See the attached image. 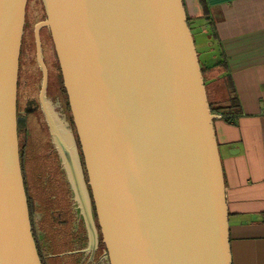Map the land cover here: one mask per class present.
Here are the masks:
<instances>
[{"label":"water","instance_id":"obj_1","mask_svg":"<svg viewBox=\"0 0 264 264\" xmlns=\"http://www.w3.org/2000/svg\"><path fill=\"white\" fill-rule=\"evenodd\" d=\"M42 1L46 18L34 26L40 106L45 113L39 35L46 28L108 263L230 264L213 129L220 116L210 109L183 1ZM26 3L0 0V264H42L18 147ZM63 152L82 200L76 169ZM84 217L95 244L86 210Z\"/></svg>","mask_w":264,"mask_h":264},{"label":"crops","instance_id":"obj_2","mask_svg":"<svg viewBox=\"0 0 264 264\" xmlns=\"http://www.w3.org/2000/svg\"><path fill=\"white\" fill-rule=\"evenodd\" d=\"M182 1L202 65L221 68L223 89L214 101L226 106L230 85L240 104L234 121L221 117L213 121L228 213L230 264H264V0ZM63 225L52 223L57 230ZM35 238L41 254L48 250L50 240L44 231L35 230ZM81 246L78 241L76 249L58 254L60 264L85 258L87 248Z\"/></svg>","mask_w":264,"mask_h":264},{"label":"rangeland","instance_id":"obj_3","mask_svg":"<svg viewBox=\"0 0 264 264\" xmlns=\"http://www.w3.org/2000/svg\"><path fill=\"white\" fill-rule=\"evenodd\" d=\"M44 15L41 0H27L17 82V112L18 115L23 112L26 116L24 127L18 133V147L24 188L31 205L34 234L39 228L50 240L48 250L42 253L44 264H60L57 255L66 250L76 249L77 235L81 247L91 249V240L86 227L87 220L84 217L85 210L96 236L100 235V231L83 168V158L72 125L70 110L67 107V97L62 90L59 65L47 29H42L39 35L43 61L47 70L45 97L54 101L58 99L65 116V129L69 135V144L66 149L76 169L82 200L75 191L64 154L53 144V135L50 134L40 106L38 92L42 72L36 60L34 26L43 19ZM192 33L197 47V36L194 30ZM218 70L212 69L202 74L208 102L213 106H218L214 100L220 98L223 89L221 86L223 80L219 79L221 68ZM63 220L65 223L60 229L57 230L52 226V223L58 225L64 222ZM104 253L105 249L103 245H100L98 254L101 256L105 255Z\"/></svg>","mask_w":264,"mask_h":264},{"label":"bare ground","instance_id":"obj_4","mask_svg":"<svg viewBox=\"0 0 264 264\" xmlns=\"http://www.w3.org/2000/svg\"><path fill=\"white\" fill-rule=\"evenodd\" d=\"M42 4H43V1H42ZM43 7H44V4H43ZM25 11H26V8H25ZM44 12H45V8H44ZM45 18H46V12H45V15H44L43 19L40 20L39 22L43 21ZM43 29H46V28H43ZM23 31H24V27H23ZM45 94H46V91H45ZM38 96H39V92H38ZM49 101H51V102H49ZM67 102H68V100H67ZM45 113L47 115V119L49 121L51 132H52V135H53V138H54L53 139V141H54L53 144H55L56 147L58 149H60V152L64 153L63 151L68 147V144H69V135H68V133H67V131L65 129V122L66 121H65V116L63 115V112L61 110V106H59L58 102L54 101L53 99L49 100L48 98L45 97ZM45 113L43 112V116H44V118L46 120V123H47V119H46ZM47 125H48V123H47ZM20 129L21 128L18 129V133H19ZM70 158H71V156H70ZM19 159H20V156H19ZM66 165H67V163H66ZM74 185H75V183H74ZM75 191H77V190H75ZM77 194L79 195L78 192H77ZM27 205H28V203H27ZM29 217H30V214H29ZM30 224H31V218H30ZM86 225H87V223H86ZM87 228H88V226H87ZM32 229H33V231H32ZM31 231H32V235H33V238H34V241H35V244H36L37 252H38L39 257H40V252H39L40 249H39V246H38L36 238H35L34 226L32 228V224H31ZM88 231H89V228H88ZM89 234H90V231H89ZM90 240H91V236H90ZM96 242H97V240H96ZM92 244L93 243H92V240H91V245ZM41 256H43V254H41Z\"/></svg>","mask_w":264,"mask_h":264},{"label":"trees","instance_id":"obj_5","mask_svg":"<svg viewBox=\"0 0 264 264\" xmlns=\"http://www.w3.org/2000/svg\"><path fill=\"white\" fill-rule=\"evenodd\" d=\"M187 23L190 24V26H192L190 28L191 32L193 30V25L191 24L190 20L187 18ZM189 26V27H190ZM193 34V33H192ZM211 35H213V33H211ZM194 38V37H193ZM195 41V40H194ZM196 43V42H195ZM196 46V44H195ZM197 51V49H196ZM199 58V57H198ZM199 63H200V67H201V71H202V74L205 72V71H209L211 70L212 68H214L215 66H203L200 59H199ZM59 67V66H58ZM59 72H60V69H58ZM60 78H61V83H62V76H61V72H60ZM230 82V81H229ZM229 89H230V98L228 100V104L226 106H213L212 103H209L210 104V109H211V112L213 114H216V115H219L223 120H225L226 122H232L234 121V119L237 117V115L240 113V104L238 102V98L235 96V92H234V89L232 88V86L228 85L227 86ZM62 90H63V93L66 94V91L63 87V84H62ZM67 105H68V102H67ZM82 156V155H81ZM27 203H28V210H29V214H30V218H31V210H30V200L29 198H27ZM64 222H62V224L65 223V220H63ZM31 224H32V221H31ZM55 227H58V225H55ZM32 228H33V225H32ZM33 231V229H32ZM101 245L102 242H101ZM40 252V251H39ZM40 259H41V262L42 264H44V261H43V258L41 256V252H40Z\"/></svg>","mask_w":264,"mask_h":264},{"label":"flooded vegetation","instance_id":"obj_6","mask_svg":"<svg viewBox=\"0 0 264 264\" xmlns=\"http://www.w3.org/2000/svg\"><path fill=\"white\" fill-rule=\"evenodd\" d=\"M23 36V35H22ZM22 40V39H21ZM196 44V43H195ZM21 49V48H20ZM19 57H20V55H19ZM58 99H56V102H58L57 101ZM58 104H59V106H61L60 105V103L58 102ZM67 107H69L68 105H67ZM61 110H62V108H61ZM20 113V112H19ZM21 114V113H20ZM18 116H23V117H25L26 116V114H23V112H22V114L21 115H18ZM71 121H72V118H71ZM72 125H73V122H72ZM23 128V127H22ZM22 128L20 129V131L22 130ZM73 128H74V125H73ZM75 129V128H74ZM76 133V132H75ZM83 168H84V171H85V167H84V163H83ZM86 173V172H85ZM85 224V223H84ZM86 227H87V225H86ZM87 231H88V228H87ZM88 236H89V239H90V235H89V231H88ZM76 240H77V242L79 241V236L77 235V238H76ZM101 242H102V240H101V235H98L97 236V242L95 243V244H92L91 245V249L89 248V249H87V255H86V257L84 258H82L81 259V261L80 262H75L74 264H105L106 262H108V260H107V257H106V250H105V255H99L98 254V252H99V249H100V245H101ZM103 244V243H102ZM103 247H104V249H105V246H104V244H103ZM78 257L79 256H81V254H78L77 255ZM42 263V262H41Z\"/></svg>","mask_w":264,"mask_h":264}]
</instances>
